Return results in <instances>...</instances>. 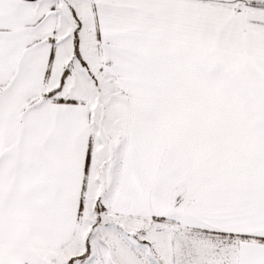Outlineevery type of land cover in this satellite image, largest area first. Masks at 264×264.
<instances>
[{"label":"snow or ice","instance_id":"1","mask_svg":"<svg viewBox=\"0 0 264 264\" xmlns=\"http://www.w3.org/2000/svg\"><path fill=\"white\" fill-rule=\"evenodd\" d=\"M0 264H264V0H0Z\"/></svg>","mask_w":264,"mask_h":264}]
</instances>
